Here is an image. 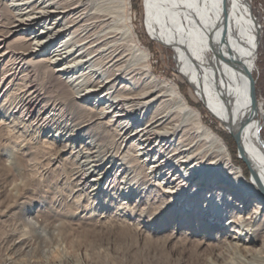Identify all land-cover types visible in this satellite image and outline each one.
<instances>
[{"label":"bare ground","instance_id":"1","mask_svg":"<svg viewBox=\"0 0 264 264\" xmlns=\"http://www.w3.org/2000/svg\"><path fill=\"white\" fill-rule=\"evenodd\" d=\"M250 2L145 0L148 34L174 50L176 71L238 137L246 178L180 86L153 72L131 0H0V164L16 177L0 226L15 216L36 231L47 209L57 218L51 236L65 206L82 220L100 210L101 218L109 196L158 192L178 216L195 209L210 237L245 251L257 242L264 141L255 118L263 114L250 99L260 43ZM4 237L0 264L31 256L22 234L6 229ZM262 244L251 264H264Z\"/></svg>","mask_w":264,"mask_h":264},{"label":"rangeland","instance_id":"2","mask_svg":"<svg viewBox=\"0 0 264 264\" xmlns=\"http://www.w3.org/2000/svg\"><path fill=\"white\" fill-rule=\"evenodd\" d=\"M250 1L249 16L254 37L257 24L258 41L260 40L252 77L255 80L257 100L263 116L260 118L256 115L255 118L262 123L259 131L264 141V0ZM145 8V0H131L134 27L138 38L149 51L153 72L180 86L179 90L187 97L190 105L201 110L203 122L224 139L234 165L242 167L245 177L249 178L248 168L239 157L233 137L221 128L205 105L196 98L190 85L176 71L178 64L174 50L168 45L158 43L148 34ZM6 168L0 164L1 208L11 200L12 183L13 179H16L13 173L8 172L11 170ZM47 188L51 193L53 188ZM152 194L154 196L148 199L149 194L140 193L132 196L131 200L109 196L106 198V215L101 218L100 210L93 219L82 220L74 214V206H65L66 213L61 224L63 228L60 226V230L55 229L54 235L51 236L50 232L54 229L57 218L47 209L39 214V218L44 221L43 229L36 231L20 227L18 223L21 220L15 216L5 218L8 220L0 226V253H4L10 244V240L4 237L6 229L14 230L16 235L22 234L24 241L32 245L31 256L18 257L17 264H251L252 256L262 250L264 225L261 226L262 230L256 233L257 242H250L246 251L237 250L225 241L210 237V230L201 224L195 209L178 216L179 212L165 208L166 200L161 199L158 192ZM126 201L131 207H123L126 204L122 202ZM250 207H253V204H249L248 208ZM233 209L238 212L239 208H232V211ZM259 217V222L264 223L263 214ZM225 232L227 233V230ZM248 233H243L241 237H249L250 232Z\"/></svg>","mask_w":264,"mask_h":264},{"label":"water","instance_id":"3","mask_svg":"<svg viewBox=\"0 0 264 264\" xmlns=\"http://www.w3.org/2000/svg\"><path fill=\"white\" fill-rule=\"evenodd\" d=\"M248 77H249V82H250V99H251L252 107L255 109V108H257V105H258L256 89H255V80L250 75H248ZM234 139L238 143V137L236 135L234 136ZM238 150L241 152V154H243L242 153V149L240 148V146H238ZM241 156H240V158L246 164V166L249 168L248 161L243 157V155H241Z\"/></svg>","mask_w":264,"mask_h":264},{"label":"trees","instance_id":"4","mask_svg":"<svg viewBox=\"0 0 264 264\" xmlns=\"http://www.w3.org/2000/svg\"><path fill=\"white\" fill-rule=\"evenodd\" d=\"M244 168V167H243ZM245 171L243 170V173H244Z\"/></svg>","mask_w":264,"mask_h":264}]
</instances>
